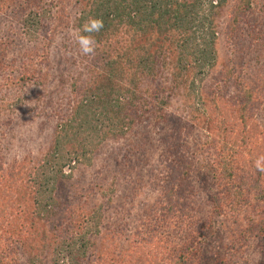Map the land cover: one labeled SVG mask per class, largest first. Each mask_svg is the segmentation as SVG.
<instances>
[{"label":"rangeland","instance_id":"1","mask_svg":"<svg viewBox=\"0 0 264 264\" xmlns=\"http://www.w3.org/2000/svg\"><path fill=\"white\" fill-rule=\"evenodd\" d=\"M86 1L78 0L76 8L68 7L66 13L69 23L58 31L57 24L49 15L44 20L43 27L37 30V36L33 35V31H25L22 18L27 12H12L9 3L0 11V43L1 46H4V43L8 45L2 52L6 69L0 70V163L1 175L4 176L0 178V205L6 200L14 203L7 212L5 225L7 235L10 233L17 239L16 253L12 256L17 259L18 264H46V245L50 243L47 232L63 219L62 209L67 207L65 201L58 205L55 203L54 209L51 210L54 212L53 216L47 217L48 212L43 211L42 197L39 195V185L43 186V193L47 190L44 180L47 171L40 170L36 173V170L51 151L50 144L55 128L65 124L70 108L78 101L77 96H74L73 87L83 88L86 77L97 74V82L107 78L108 72L103 73L100 68L99 71L95 69L89 61L91 56L82 55L76 43V36L81 34V23L78 22L77 16L80 8L85 7ZM237 2L238 0H226L223 10L213 16L217 28L219 26L215 31L216 59L213 66L206 69V73L198 77L193 85L189 80L192 77L186 79V74L176 87L168 89L169 76L176 75L172 65L175 63L173 57L166 61L167 65L157 76V82L162 83L167 92L165 101L157 106V116H152L156 108L148 104V97H142L139 102L142 108L140 114L152 123H162V136H166L169 142L164 141L156 151L144 147L140 166L131 167L126 146L133 142L132 137H114V141L104 142L89 154V163L79 165L76 172L81 175L76 185L79 189L90 190L92 194L90 200L93 207L90 204L84 211L95 214L94 218L92 214L81 218L79 206L74 201L72 207L76 210L77 222L81 225L79 227L87 224L89 220L92 226L96 223L103 233V226L108 222L114 223L123 232L117 236V243L107 249L105 264L121 263V256L125 255L130 245L139 238L138 233L146 238L144 228L140 227L141 222L148 217V213L152 216L154 207L162 206L164 200L159 177L166 170V156L169 155L167 150L172 152L181 142V147L188 153V161L193 162L194 173L198 177L192 182L190 191L185 192V196L189 202V221L195 223V229H198L191 232L189 228L190 238L196 237L193 246L200 247L203 251L202 264H218L220 256L226 257L231 264H264V202L252 191L249 201L243 203V207L239 209V214L230 212L224 202L222 214L214 216V236L206 243H203L200 237L202 233L205 234L208 222L213 219L211 204L215 200L218 201L219 194L217 181L208 175L205 176L211 172L214 162V155L205 148L212 135L220 129L215 119L217 115L213 116L210 101L224 96L232 104L228 108L230 115L237 113V105L241 103L237 83L258 84V101L244 112L250 117L247 119L250 120L248 127L240 111L231 116L232 120L223 134L239 139L249 136L251 141L264 146V35L261 33L264 30V0L252 3L254 14L250 23L241 16L238 26L240 30L233 33L235 38L232 39L223 29ZM53 7L51 15L59 10L58 6ZM30 10L35 9H28V12ZM51 37H54L53 42L49 40ZM127 37L129 39V36ZM154 38L155 35L143 33L140 34L139 40L145 44ZM112 41L115 45L123 43L122 32L116 31ZM156 44L155 41L148 48L154 50ZM31 56L36 71L29 63ZM136 63L137 59L133 56L131 64ZM92 68L95 72H92ZM227 71H230L231 75H226ZM22 76L26 82L21 81ZM177 80L178 78H173L174 82ZM149 87L150 84L144 81L138 95H143ZM255 124L259 131L253 133ZM153 139L157 143L160 142L155 134ZM114 147L116 151L113 150ZM224 149L231 152L227 147ZM260 149L264 150V147ZM162 155L165 156V161ZM17 171L21 172V177L15 176L18 178L16 184L7 181L9 175L17 174ZM63 172L64 169L58 178H64L61 177ZM56 182L62 190L64 179L61 184L59 179H56ZM4 190L13 192V196L3 194ZM80 198L84 202V197ZM220 202L223 201L220 199L218 203ZM249 221H260V225H263L261 233L258 234L257 231L255 235L238 241ZM202 224L206 227H201ZM171 227L173 229L167 233L171 234V238L179 243L188 240L185 236H180L181 233L175 226ZM199 228L202 232L200 235ZM100 238L98 236V244H102ZM244 240H248L247 243L244 244ZM10 241L13 244V240ZM5 242H2L3 248L7 247ZM100 247L102 248V245ZM217 251H220V256ZM6 263L0 259V264Z\"/></svg>","mask_w":264,"mask_h":264},{"label":"trees","instance_id":"2","mask_svg":"<svg viewBox=\"0 0 264 264\" xmlns=\"http://www.w3.org/2000/svg\"><path fill=\"white\" fill-rule=\"evenodd\" d=\"M225 2L226 0H87L85 7L80 8L77 16L78 22L81 23L80 33L83 24L90 17L102 18L104 21V28L99 33L92 34L99 47L89 61L98 71L100 68L103 73L106 71L108 73L107 78L101 82H97L99 76L97 74L86 77L83 88L78 90L73 87L74 96H77L78 101L70 108L65 124L62 123L55 128L50 144L51 151L36 170V173L40 170L47 171V176L44 177L47 189L45 193L42 192L43 186L39 185V195L43 202L41 206L44 212H48L47 217L53 216L54 212L51 210L54 209L55 203L58 205L65 201L67 204V207L62 209L63 219L47 232L50 243L46 245V264H105L108 250L117 243V236L123 232L114 223L108 222L103 226V233L96 223L92 226L89 220L87 224L79 227L81 225L77 222L76 210L72 207L74 201L79 206L81 218L88 214H92L94 218L95 214L84 211L90 204L93 207L90 200L92 194L90 190L78 188L76 181L81 173L76 171L79 165L90 162L91 152L104 142L114 141V137H132L133 142L125 145L131 167L140 166L139 161L144 153V147L156 151L164 141L169 142L166 136H162L164 135L162 123L156 121L152 123L151 120L143 118L139 102L142 97H148V104L156 108L152 116H157V106L167 98L166 89L162 83L157 82V76L164 70L166 61L173 57L175 63L172 65L176 75L169 76L168 89L176 87L186 74H188L186 79L192 77L189 80L193 85L198 77L206 73V69L213 66L216 59L215 31L219 29L213 16L223 10ZM256 2L257 0H238L230 13L231 18L226 21V27L223 29L230 38H235L233 33L240 30L238 26L241 16L250 23L254 14L251 6ZM7 3L10 4L12 12L20 14L27 12L22 18L25 31L27 33L33 31V35L37 36V30L43 27L44 20L49 15L58 26L56 31L69 23L66 11L69 6H72V9L76 8L78 0H0V11ZM53 6H58L59 10L51 15ZM28 9L35 10L28 12ZM116 31H121L124 35V42L117 45L112 41ZM143 33L155 35V38L142 44L139 38ZM261 33L264 35V30ZM49 40L53 42L54 37ZM155 41L157 44L154 50L149 49L148 46ZM6 48L7 43H4V46L0 43V70L6 69L2 53ZM133 56L136 57L137 63L132 65ZM29 63L36 71L32 56ZM94 68L92 72H95ZM226 75H231V72L227 71ZM22 77L21 81L26 82ZM174 77L178 78L176 82L173 81ZM144 81L150 84V87L140 96L138 92ZM237 87L241 98V103L237 105V113L230 115L228 108L232 104L224 96L210 101L213 116L217 115L215 119L220 129L212 135L205 148L214 155L212 170L205 176L208 175L217 181L219 194L218 201L215 200L211 204L213 219L208 222L207 227L201 225L206 227L205 234L203 235L200 228L198 231V235L202 233L200 239L205 243L215 234L214 216L222 214L224 202L230 212L237 214L243 203L249 201L251 191L264 202V173L255 167L257 158L264 155V150L260 149L264 146L251 141L249 136L239 139L223 134L232 120L231 116L237 115L238 112L242 111L245 121L250 119L244 112L250 105H254L260 96L258 84L237 83ZM252 131L253 133L259 131L256 124L253 125ZM153 134L160 139L159 143L153 139ZM181 144L182 142L175 146L172 152L167 150L169 155L166 156L168 161L166 170L159 177L164 200L162 206L154 207L152 216L148 213V217L141 222L140 227L144 228L146 238L138 233L139 238L135 239L127 253L121 256V263L117 264H202L203 251L200 247L193 246L196 237L190 238V233L198 229H195V223L189 221V202L185 196V192L190 191L192 182L198 177L194 173L193 162L188 161V153L182 149ZM225 147L231 149V152L226 151ZM113 150L116 151L115 147ZM162 157L165 161V156ZM63 169L61 177L64 178H58ZM1 171L0 163V178H3ZM16 173H11L7 181L16 184L21 172ZM16 175L18 178H15ZM56 179L60 180V184L64 179L62 190L58 188ZM3 194L13 196L11 191L4 190ZM80 197H84V202ZM220 199L223 202L218 203ZM12 205L14 203L9 200L0 205V259L6 261V264H12L14 259L12 255L16 253L17 244L16 238L10 233L7 235L5 225L7 212ZM187 222L191 224L187 225ZM171 226H175L180 231V236H185L189 241L179 243L171 238V234H167L173 229ZM262 227L260 221L247 222L237 240L253 236L257 231L258 234L261 233ZM98 236L101 237L102 244H98ZM10 239L13 240V244ZM247 241L244 240V244ZM2 242H5L6 248L2 247ZM9 251L12 253L11 257ZM217 253L220 256V251ZM14 260L13 264H18L17 259ZM217 262L231 264L226 257L221 256Z\"/></svg>","mask_w":264,"mask_h":264},{"label":"clouds","instance_id":"3","mask_svg":"<svg viewBox=\"0 0 264 264\" xmlns=\"http://www.w3.org/2000/svg\"><path fill=\"white\" fill-rule=\"evenodd\" d=\"M104 28L102 18L90 17L82 26V33L76 36V43L82 55L92 56L95 54L99 44L93 33H99ZM255 167L264 173V155L257 158Z\"/></svg>","mask_w":264,"mask_h":264}]
</instances>
